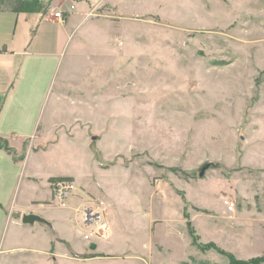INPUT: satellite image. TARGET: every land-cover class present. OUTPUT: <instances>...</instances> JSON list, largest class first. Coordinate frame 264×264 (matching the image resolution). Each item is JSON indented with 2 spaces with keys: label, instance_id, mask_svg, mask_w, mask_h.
I'll use <instances>...</instances> for the list:
<instances>
[{
  "label": "crops",
  "instance_id": "1",
  "mask_svg": "<svg viewBox=\"0 0 264 264\" xmlns=\"http://www.w3.org/2000/svg\"><path fill=\"white\" fill-rule=\"evenodd\" d=\"M97 3L121 12L116 0H57L49 5L55 11L42 14L0 9V264H153L160 246L167 254L157 263L182 256L181 215L163 198L168 193L155 195L152 173L137 165L139 142L149 135L137 129L143 111L136 96L121 91L129 75L121 64L134 51L117 45L126 37L118 23L90 21ZM59 6L62 20L54 17ZM80 64L92 78L86 87L75 79ZM61 179L75 187L63 206L52 187ZM127 190L131 197L122 198ZM85 210L102 214L104 239H84L91 233ZM27 215L44 222L23 224ZM122 215L135 224L130 233L118 226Z\"/></svg>",
  "mask_w": 264,
  "mask_h": 264
},
{
  "label": "rangeland",
  "instance_id": "2",
  "mask_svg": "<svg viewBox=\"0 0 264 264\" xmlns=\"http://www.w3.org/2000/svg\"><path fill=\"white\" fill-rule=\"evenodd\" d=\"M43 2L57 9L49 6L57 0ZM116 3L120 13L97 3L89 19L118 23L126 37L117 45L134 51L121 64L130 75L123 77L121 91L123 97L136 96L143 111L137 129L149 135L139 142L137 165L152 173L155 195L168 193L163 198H171L183 220L176 229L185 245L171 264H230L220 252L243 263L263 257L264 0ZM14 22L11 16L8 34ZM71 55L69 48L67 57ZM80 65L75 79L86 87L92 78ZM205 164L210 167L200 178ZM121 194L131 197L128 190ZM159 203L154 212L162 216ZM227 203L234 205L233 211ZM134 225L125 215L118 223L124 234ZM160 247L154 248L153 264L166 257Z\"/></svg>",
  "mask_w": 264,
  "mask_h": 264
},
{
  "label": "built area",
  "instance_id": "3",
  "mask_svg": "<svg viewBox=\"0 0 264 264\" xmlns=\"http://www.w3.org/2000/svg\"><path fill=\"white\" fill-rule=\"evenodd\" d=\"M71 10L73 7L70 8ZM54 17L62 20V11H57L54 13ZM53 194L55 201L63 206L66 198L73 192L75 189L74 183L68 179H61L52 183ZM228 210L233 211L234 205L228 204ZM83 221L82 223L87 228H90V235H86L84 239L88 240L90 236H93L96 239H104L107 234V227L103 221V216L98 211L85 210L83 212Z\"/></svg>",
  "mask_w": 264,
  "mask_h": 264
},
{
  "label": "trees",
  "instance_id": "4",
  "mask_svg": "<svg viewBox=\"0 0 264 264\" xmlns=\"http://www.w3.org/2000/svg\"><path fill=\"white\" fill-rule=\"evenodd\" d=\"M6 7L14 13H45L47 10V5L44 4L43 0H0V9ZM220 252V251H219ZM227 255L230 260V264H260L264 262V256L261 258H254L248 263L236 262L232 256L225 254V252H220Z\"/></svg>",
  "mask_w": 264,
  "mask_h": 264
},
{
  "label": "water",
  "instance_id": "5",
  "mask_svg": "<svg viewBox=\"0 0 264 264\" xmlns=\"http://www.w3.org/2000/svg\"><path fill=\"white\" fill-rule=\"evenodd\" d=\"M210 167V164H205L203 165L200 169H199V173H198V176L201 178L204 176L206 170ZM34 222H41L43 223L44 220L41 219L40 217L38 216H34V215H27V216H23L22 218V223L23 224H26V225H31L33 224ZM92 248H94V246H92Z\"/></svg>",
  "mask_w": 264,
  "mask_h": 264
}]
</instances>
